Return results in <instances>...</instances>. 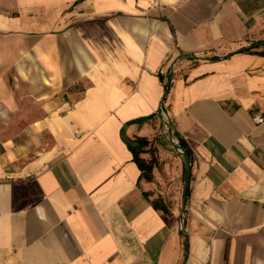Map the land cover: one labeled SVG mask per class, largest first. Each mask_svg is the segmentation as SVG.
<instances>
[{
  "label": "crops",
  "instance_id": "crops-1",
  "mask_svg": "<svg viewBox=\"0 0 264 264\" xmlns=\"http://www.w3.org/2000/svg\"><path fill=\"white\" fill-rule=\"evenodd\" d=\"M255 116L264 0H0V264H264Z\"/></svg>",
  "mask_w": 264,
  "mask_h": 264
},
{
  "label": "trees",
  "instance_id": "trees-1",
  "mask_svg": "<svg viewBox=\"0 0 264 264\" xmlns=\"http://www.w3.org/2000/svg\"><path fill=\"white\" fill-rule=\"evenodd\" d=\"M148 143V141L146 139H137L134 143L130 142L129 143V147L132 150L133 154H134V158L135 161L138 163L139 167L141 168V170L143 171V175H145V177L150 180L152 178V171H153V160H151L150 162H145L144 159H142L140 157V153L142 151V146L146 145ZM179 145L188 152V154L191 157V151L188 148L186 142H184L183 139H179ZM186 172V171H185ZM188 193H189V189H188ZM157 208H160L158 205H155ZM163 210H165L163 208ZM166 211V210H165Z\"/></svg>",
  "mask_w": 264,
  "mask_h": 264
},
{
  "label": "water",
  "instance_id": "water-1",
  "mask_svg": "<svg viewBox=\"0 0 264 264\" xmlns=\"http://www.w3.org/2000/svg\"><path fill=\"white\" fill-rule=\"evenodd\" d=\"M170 80L167 82V91L170 87ZM163 111L166 115V117L168 118V122L170 123V127H171V121L169 119V116H168V113H167V110L165 108V106L163 105ZM170 138H171V141L172 143L177 147V148H180L182 151L181 153L185 156V160H186V173H185V184H184V189H183V202H184V207L186 206V203H187V194H188V189H189V186H190V177H191V160H190V156L188 154L187 151H185L177 142H175L174 140V136H173V132H172V129L170 128Z\"/></svg>",
  "mask_w": 264,
  "mask_h": 264
},
{
  "label": "built area",
  "instance_id": "built-area-1",
  "mask_svg": "<svg viewBox=\"0 0 264 264\" xmlns=\"http://www.w3.org/2000/svg\"><path fill=\"white\" fill-rule=\"evenodd\" d=\"M162 109H163V108H162ZM163 114L165 115L164 111H163ZM166 120H167V127L170 128V127L168 126V119L166 118ZM254 121L257 122V123H261V122L264 121V118L261 117V116H255V117H254ZM175 142H177V141H175ZM177 143H178V142H177ZM177 149H178L180 152L182 151L180 148H177Z\"/></svg>",
  "mask_w": 264,
  "mask_h": 264
},
{
  "label": "rangeland",
  "instance_id": "rangeland-1",
  "mask_svg": "<svg viewBox=\"0 0 264 264\" xmlns=\"http://www.w3.org/2000/svg\"><path fill=\"white\" fill-rule=\"evenodd\" d=\"M164 117L167 118L166 115H164ZM167 119H168V118H167ZM170 204H171V202H169V206H170ZM165 214L170 215L169 211H168V212L165 211Z\"/></svg>",
  "mask_w": 264,
  "mask_h": 264
}]
</instances>
